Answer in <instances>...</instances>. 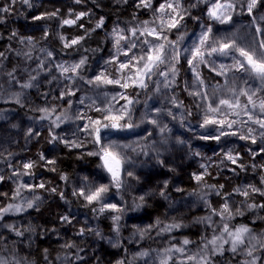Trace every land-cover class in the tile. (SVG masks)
Returning <instances> with one entry per match:
<instances>
[{
    "label": "trees",
    "instance_id": "16d2710c",
    "mask_svg": "<svg viewBox=\"0 0 264 264\" xmlns=\"http://www.w3.org/2000/svg\"><path fill=\"white\" fill-rule=\"evenodd\" d=\"M17 1L19 0H0V9H8L6 12L0 11V17L6 22L11 31L24 40L37 45L38 48L48 50L57 62H68L78 57L85 59L86 63L81 67V72L85 71V74L90 69L95 71L100 69L99 74L107 70L114 77H119V75L117 76L118 63L108 64V66L101 65V58L109 47L107 40L115 38L113 31L109 30L112 36L105 35V31L97 27V24L101 20L105 22V25L111 26L115 22L117 24L119 20L134 21L136 19V8L134 10L128 5L112 7L109 5V0H86L87 4L76 3L73 0H28L26 6L23 7L25 12L21 18L17 16L14 10ZM139 4L140 2L137 3V10L144 8L138 7ZM261 8L264 9V0H260L255 9V15L260 12ZM53 13L55 15H52ZM80 13H84V15L79 16ZM191 13H188L180 23L181 26L185 21H188L189 24L193 25L189 31L181 29L179 33L185 31V37L193 33L196 28V16H194L196 12L195 14ZM29 17L32 18L29 25H33V28L19 30V27H22L20 26V20L22 23L28 22L26 20ZM55 18H60L63 21L66 19L76 20V23L72 26H63L60 29V35L63 39L55 34ZM233 22L236 26L231 31L234 35L230 34V40L235 38L236 43L240 41L241 47H255L257 51H260L258 42L264 40V23L259 24L256 18H253L252 12L242 14L240 7L235 10ZM257 28L260 29L259 32L256 31ZM73 39L78 40L79 43L71 47H65V44L70 43ZM4 41L0 36V45L4 44ZM178 49L180 50V47ZM231 53L236 58L243 59L239 57V53L235 51ZM216 55L217 53H214L206 57L216 63ZM122 59L121 55L119 61L122 62ZM175 66L178 69V75L175 78V84H173L176 102L178 104L182 103L183 107L179 108H183L190 117H193V100L189 95L187 88L188 76L185 74L187 73V64L180 58L179 63ZM235 75L242 78L247 76L246 73L237 71ZM201 77L209 86L222 83V78L216 75L208 66H201ZM35 80L34 78L33 81ZM41 82L43 80L40 75L38 80L33 82L32 88L39 87ZM64 87V98L60 101L53 99L49 102V105L58 111L65 109L72 99L71 96L66 94L69 90L72 91L71 82H66ZM100 88L101 90L106 89L104 86H100ZM137 93V90L131 88L126 91L129 96H136ZM0 109L15 110L19 114L28 117L24 110L15 104L0 106ZM89 114L100 118L99 113L93 110L89 111ZM147 132L151 133L149 139H152L155 133L151 130L148 131V129ZM19 134L20 132L17 135H12L13 137L10 136L11 138L0 136V151L10 149L14 144H23L20 139H17ZM23 140H28L25 142L28 144L26 149L19 156L15 155L10 164L4 166L0 173V176L4 177L3 180H0V208L6 207L10 203L15 204L18 200L15 191L17 188L14 182L15 173L30 172L26 176L30 179V188L34 190L31 191L32 195L33 197L39 196L40 199L35 200V206L26 209L25 214L16 213L12 219L24 220L20 231L23 232L24 237L33 236L36 238L32 244L36 264H56L59 261H64V264H97L96 261L101 258L100 256H103L104 264H120V262L133 264L135 256H131L130 245L123 242L126 240H123V243L118 246V250L115 251L109 250L104 246L105 244L102 245L103 243L100 240L103 235L107 236L121 232L120 224L113 218L116 215L121 218L122 214L125 215V218L132 219L139 231L144 232L143 236L152 240L147 244L159 245V252H163L164 249L169 247L183 246L188 249L192 247L193 243H195L194 250H197L200 244L196 240V236H204L202 235L203 229H199L198 225V215L203 211L192 203V201L197 203L198 188L207 186L219 192L217 198H211L209 201V204L218 212L221 210L225 199L233 197L235 190L241 184V178L222 166L223 153H213L217 150V144L197 145L184 140V145L176 144L175 141L174 144H165L167 148L166 157H168L166 162L159 159L158 151H154L150 144H143L141 148L144 150L141 152L143 154L148 153L154 158V166H148L147 169H144L147 171V176L136 171V168L126 170V172L131 171L133 175H123L125 186L118 192L112 182L99 179L91 173V170L101 167L100 158L89 156L86 152L88 148L85 149L82 142H80L81 147L79 148L60 146L56 143V140H53L50 129L46 127L40 129L35 138ZM180 150L187 153L183 165L188 158L192 160L195 158L199 163L205 164L204 169L198 167L193 174L186 175H184V171L183 176L179 179L180 176L177 175L180 168L174 167L170 159ZM83 153L84 156L80 157L79 155ZM196 153H199V155H196ZM236 153L240 155L239 163L244 168H248L249 171L253 170L264 178V158L262 156L250 153L244 144L237 146ZM41 155L44 159H41ZM30 162L33 163L34 167L30 170L24 169L23 165ZM205 171H207V175H205ZM76 175L82 176L83 180L70 187L68 181H74ZM196 175H201L203 180L196 181ZM176 176L178 177L177 180ZM62 177H67V179H62ZM128 179L131 180V185L136 182L139 187L136 197L129 195V191L126 192ZM165 181H167L166 185ZM40 184H44V188H39L38 185ZM101 184L109 185V192L106 194L104 203L116 204L122 210L121 212L105 210L101 213L99 212L100 202L90 204L82 196L74 194L81 190L87 191V185L95 187ZM53 188L56 189L55 192L51 191ZM159 190L160 193L164 191V194H172L174 204L171 207L165 206L163 202L158 200ZM176 192L182 193L178 195ZM140 197H143V200ZM235 198L251 204H264V198L253 194L251 191L244 199ZM65 216L68 217V221L63 219ZM158 220L160 224L157 226ZM173 223H178L181 227L173 229L171 234L170 232L160 233L161 228ZM241 225L248 226L249 224L247 220H237L234 222L233 227L237 228ZM8 234L12 235L10 232ZM161 238H168L170 242L166 245L160 243ZM184 239H188L191 243L186 246L183 245ZM96 247L98 248L97 254H92ZM150 247L149 245L145 248L149 250ZM230 247L229 243L228 248L225 247L222 254L217 253L215 255H213V252H207L206 250V258L210 264H242L244 260L238 256L237 252L233 253ZM201 248L203 249L204 246L201 245ZM173 258L174 260L183 259L178 253L174 254Z\"/></svg>",
    "mask_w": 264,
    "mask_h": 264
},
{
    "label": "rangeland",
    "instance_id": "374dc122",
    "mask_svg": "<svg viewBox=\"0 0 264 264\" xmlns=\"http://www.w3.org/2000/svg\"><path fill=\"white\" fill-rule=\"evenodd\" d=\"M73 2H76V0H73ZM86 0H80V3H86ZM140 0H127L126 3L124 2H117V0H109V5L112 7H122V6H130L131 8H136V19L134 21H125V20H119L117 24L111 25H105V22L103 21V25L100 27V29H103L105 31V35H110L109 30L114 29H122L124 30V34L130 36V32L128 31L131 28H140L143 26V21H149L152 22L156 19L157 16H160L161 13L156 11L158 9L160 4L165 3V0H153L152 1V8H142L141 10H137V3H139ZM247 2L248 0H204V2H197L196 0H181V4L183 7L187 10L183 13L184 19L186 18L187 14L192 12L191 14H196V22H195V31L191 34H189L187 37H185V31H183L181 34L179 33L181 29L190 30L193 25L189 24L188 21L183 23V25L179 26L177 29H172L167 31V37L169 40L173 41H179L178 48L180 47L181 52V59L186 62L187 59V52L186 49L191 48V46L197 42L199 36L202 32H205L206 29L211 28L212 32L209 35V43H212L213 40H230V34L234 35V33H231L232 29L234 28L235 23L233 22V16L235 14V10L240 7L242 14H246L248 11L247 9ZM215 3H224L228 4L231 3L234 5V8L230 11V15L232 17L231 21L225 24H220L218 21L209 18V11L212 8V5ZM26 6V3L23 0L17 1L15 5V13L18 17L22 18V15H24L25 9L23 8ZM255 9L252 10L253 18H256V20L259 22V24L262 25L264 23V20H261L260 17L264 16V9H260L259 13L255 15ZM195 10V11H193ZM170 11V10H169ZM225 12V14H229L227 10H222ZM17 17V19H18ZM31 17H29L28 22L22 23L20 20V26L19 30H29L30 28H33V25H29V22L31 23ZM183 19V20H184ZM159 23L158 20H156L155 23H150V27H156V25ZM73 25V24H72ZM72 25H65L63 23V20L60 18L54 19V26H55V34L62 39L60 35V29L63 26H72ZM29 28V29H28ZM218 31V33H217ZM230 31V32H229ZM139 35V33H138ZM0 36L3 38L4 44L0 45V53H3V55H0V106H7L10 104H15L19 106L22 110H24V113L28 115L24 116V114H19L18 111L15 110H9V109H0V136H4L5 138H11L10 136L17 135L18 132L20 134L17 136V139H20L23 144H14V146L10 147V149H3V151H0V173L2 172L4 166H8L15 158V155L19 156L27 147V143H25L28 140L23 139H30L32 137H36L39 130L43 127L49 128L52 136L56 137V143L60 146H68L72 141H75L77 143L82 142L85 146V149L88 148L86 151L87 154L89 152H94L97 150L99 145H95L92 143V137L88 136L84 131L80 130L78 131V126L85 125L88 123V120H76L75 116L76 113H82L86 117H91L93 119H100L92 114L88 115V112L94 110V108L89 107L90 105H95L97 107L105 108L108 107L109 104H114L115 108H120L122 105L126 104V101H119L114 102L110 100L111 95L118 93V92H126L127 90L119 88L118 86L113 85H101L104 86L106 89L101 90L100 87H94L92 84L87 83L88 80H94L96 75L99 74L100 69H97L96 71L94 69H90L85 74V71L81 72V68L78 70V73H62L56 66L63 64L66 67H70L73 64H77L81 59V57L69 60L68 62H57L54 60L52 55H48L50 53L48 50H45L44 48H38L37 45L24 40L20 36H18L16 33L11 31L9 29V26L6 24V22L0 17ZM183 37L182 40L179 39V37ZM144 37L140 36L139 40L136 41L137 48L132 49V53L139 55V43L140 40H143ZM148 39H152V37H148ZM109 47L104 52L101 60L102 66H108L107 61H113L116 59V48H115V38L110 40H107ZM123 43V42H122ZM237 44L240 45V41L237 42ZM123 51H128L127 47L125 46L123 48ZM234 55L233 53H230L229 55H220L217 53L216 55V70H213V62L210 61L207 57L208 63L206 64H200L198 67V71L200 73L201 77V66H208L209 69H211L216 75H218L219 72V65L223 64L226 66V75H218L222 78V83L215 86H209L204 82L203 89H206L209 93L207 100L209 102L213 101L215 97H213L212 92L213 89L219 87V90L216 92V97H223V98H231V94L227 91L228 87L235 88L237 92L240 91V89H256L257 95L254 96V99H257L258 97H264V91H259L261 88L260 81L258 79H252L248 77V74L246 77H236V71L233 69L229 71L228 69L231 68V66L234 63ZM122 62H126L128 60V57H125L122 55ZM236 58V57H235ZM238 59V58H237ZM134 63V62H133ZM100 65V66H101ZM187 73H185L187 78V88L189 92L197 91V90H203L201 89V86L194 83V73L191 71L189 65L187 64ZM135 69L133 68L132 71ZM27 71V72H26ZM131 75V72L128 70H117V76L121 75ZM244 73V72H243ZM85 74V75H84ZM42 76L43 82H41V85L37 88H23L22 85L25 83H28L31 81V84L33 82H36L38 80V76ZM72 76L73 79H67V76ZM33 78L36 80L33 81ZM68 80V81H66ZM33 81V82H32ZM156 81H163V77L160 76H153L149 81V87L147 89H139V88H131L134 90H137L138 95L129 96L134 100L133 105H130L132 108V123L134 125H139L138 127H135L133 129L116 132L113 131L111 133L110 139L117 141L120 144H129L133 145L137 148V151L133 152L131 149L126 150L124 155L127 157H130V163H125L124 168L125 172L126 170L134 169L136 168V171L142 172L145 176H147V171L144 169H147L148 166H154V158L148 154H143L139 149L143 146V144H150L154 149V151H158L159 159L163 162L167 161L166 155V145L165 144H174V141L176 144H182L184 145V141L192 142L197 145H212L217 144L215 151L213 153H218L222 155L221 164L224 168H226L228 171L232 172L235 176L241 178V184L237 189H240V192H237L235 190L234 196L225 199L223 206L221 207V210L223 209L225 203L228 204L229 209L231 210V218H228V214L225 213L224 215H220L221 210L216 212L214 211V207L209 204V201L211 198H217L219 196V192L215 190L212 187L207 186H200L197 190L198 198H196L197 203L193 202L199 209H201L203 212L199 213L198 215V225L199 229H203L201 237L200 235L196 236V240L200 244V247H198L197 250L195 249V243L192 244L191 248L186 249L187 252L193 253V252H199L202 248L201 245H205L207 241H210L214 236H220L223 232V225L227 224L230 231H234L236 228H234V222L237 220H247L248 221V228L251 230L249 234L245 235V243L241 245L237 249L238 256H240L244 261L242 264H246V262L252 261L253 258L256 259V264H264V247H262V244H264V211L263 208L255 207L250 208L249 205H252L251 203L242 202L235 197L243 198L244 195L241 193L247 189L249 192L251 191V187L259 188L262 192H264V180H262V177L254 172L253 170L249 171L248 168H244L241 163H239L240 155L236 153L237 146L240 144H244L245 147L248 149L250 153L259 154L264 158V144L261 143L258 133L261 131L259 129L258 125L253 124L251 121H248L247 116L241 114L239 117L229 115L227 118L229 120H243L247 122V126L244 127L237 123L234 125L231 129L225 128L224 131L227 132H236L237 135H229L225 137H221L219 141L213 140V139H202L204 136H208L210 133L212 135H216V128L218 126H212L209 125L208 127H201L203 118H204V112L206 108V103L204 100H202L200 97H195L191 95V98L193 100L192 107H193V117H190V115L183 109L179 108L176 105L171 103V98H176V93L174 91L173 85L169 88L160 87V90L156 91ZM38 82V81H37ZM66 82H71L72 84V91H75V95L71 96L72 99L70 102H68V105L63 110H55L52 111L53 108L49 105V102L53 99L60 101L64 98L65 93V87L64 84ZM123 82V81H122ZM227 82V83H226ZM107 92L109 95V100L107 102L104 101L103 93ZM251 94V93H250ZM41 97V98H39ZM17 100H19V103H17ZM80 100H83L84 102L81 104ZM239 100L241 104H244L247 102V98L244 96H240ZM178 104V103H177ZM213 106H216L215 104ZM62 107V106H61ZM47 108L49 109V113L51 116V119H42L44 117V112L41 111V109ZM157 109H160L159 114L157 113ZM96 112V111H95ZM168 112H171L172 115H167ZM183 114V115H182ZM65 116L69 117V119L62 120V122L59 123V127H56V125L53 123V121L56 120L57 116ZM209 118L213 119H223L224 115L223 113L214 114V113H208ZM254 115L259 116L260 113L257 111L254 113ZM175 117V119L173 118ZM264 118V117H262ZM152 119H158V125L159 127L166 126L169 131H166L164 133H161L159 131V127L157 125H153L149 123ZM161 124H160V122ZM251 127L255 129L252 135H255L257 138V142L253 144L251 140H241L240 134L247 135V128ZM153 131L155 134L152 139H149L151 133L147 132ZM147 132V133H146ZM81 135V136H80ZM180 135V136H176ZM12 136V137H13ZM63 139H59V138ZM74 137V138H73ZM80 139V140H79ZM107 139V138H106ZM184 140V141H183ZM182 141V143H181ZM85 142V144H84ZM179 149V148H178ZM200 149V148H199ZM199 151V150H198ZM231 151L234 156H236L237 163L233 164L231 161L227 160L225 157V153ZM85 152V153H86ZM169 152V151H168ZM200 152V151H199ZM80 157L84 156L83 154L79 155ZM94 157L93 155H89ZM166 158H165V157ZM187 156V153H183L181 150L177 152L175 156H173L170 159L171 164L174 167H178L180 169L177 176H180L179 179L184 174H193L196 168L204 169V167H201V165H204V163H199L194 160L189 159L184 163V157ZM102 161L100 160V164ZM143 167V168H141ZM251 168H253L250 165ZM181 171V173H180ZM264 172V170H263ZM91 173L95 176H97L99 179H105L111 181V178L109 174L103 170L101 167L98 169L91 170ZM135 173V172H134ZM14 182L16 186H18L21 183H26L29 185L30 188V179L26 175H18L15 173ZM180 174V175H179ZM141 175V174H140ZM176 176V180L177 177ZM74 181H68V185L72 187L75 183L77 184L82 179V176L76 175L73 179ZM122 180V186L117 189L116 191L120 192L122 187L125 186L124 176L121 177ZM113 184V183H112ZM31 189V188H30ZM158 190V189H157ZM129 191V195L137 196L139 187L135 183L131 185V180H127V188L126 192ZM252 192V191H251ZM159 197L158 200L163 202L165 206H172L173 203V197L172 194H164L161 195L160 190L158 191ZM178 195L182 192H176ZM253 194H256L257 196H262L259 192H252ZM150 195V194H148ZM24 198H27L28 200H33L35 203V200L33 199L32 192L28 189H21V195L18 197V200H16L15 204H24ZM254 204V203H253ZM256 205V204H255ZM35 206V204H34ZM26 209L29 208L25 207V210L19 212L20 214H25ZM142 210V209H141ZM242 212L243 215L237 214V212ZM16 215V213H9L5 216L3 221H0V225L3 224H12L14 225L18 230H21L22 224L24 223V220H18V219H12ZM211 216V220H206V217ZM127 218V217H126ZM125 218V215L122 214V217L118 221L120 224L121 232H118L117 234L112 235H103L101 236L100 240L102 241V245L107 247L111 251L118 250V246L120 243L127 242L130 245L131 250V256H135V262L133 264H154V257L157 252H159V245L158 244H147L151 242L152 240L149 237L140 236L139 229L136 227L134 222H132V219ZM114 219V218H113ZM115 220V219H114ZM197 224V223H194ZM199 231V230H198ZM8 232H10L12 235H9ZM204 232V233H203ZM138 234V235H137ZM171 234V232H170ZM198 234V232H197ZM12 236V237H11ZM173 237V236H172ZM251 237H255L256 239H251ZM33 236L24 237L17 236L15 233L12 232L11 229L0 227V254L8 257L11 259L13 256L16 259L20 260V264H31L32 261L35 262V256L32 251V244L33 240H35ZM172 239V238H171ZM224 239H228V234L224 233ZM126 240V241H123ZM123 241V242H122ZM170 242L167 239L161 238L160 243H164L165 245ZM221 241H217V244H220ZM151 246L149 250H147L146 246ZM194 245V246H193ZM255 245V248L253 250V256L247 255V250L249 248H252V246ZM229 244H224L223 248L225 250V247L228 248ZM129 247V246H128ZM215 249L214 245H209L207 252H213ZM98 248L92 252V254H97ZM141 251H148L152 255L145 258H140L138 253ZM101 258H98L96 263L101 264L103 263V256H100ZM47 264V263H46ZM56 264H64V261H59ZM104 264V263H103Z\"/></svg>",
    "mask_w": 264,
    "mask_h": 264
},
{
    "label": "snow or ice",
    "instance_id": "6c2138e0",
    "mask_svg": "<svg viewBox=\"0 0 264 264\" xmlns=\"http://www.w3.org/2000/svg\"><path fill=\"white\" fill-rule=\"evenodd\" d=\"M25 3H28V0H24ZM80 0H76V3H79ZM117 2L126 3L127 0H117ZM197 2H204V0H197ZM260 3V0H248L247 9L249 13L252 12L254 8ZM138 7L144 8H152V0H140V4ZM234 8V5L231 3H215L212 5L211 10L208 15L209 18L218 21L220 24H225L231 21L232 17L230 15V11ZM170 10V11H169ZM227 10L229 14H225L224 11ZM0 11H8V9H0ZM160 16H157L156 19L152 22L143 21V26L140 28H131L128 31L130 32V36L124 34V30L122 29H114L113 36L115 37V48H116V60L115 61H107L109 65L118 63V71L120 70H128L131 72V75H124L123 73L119 77H114L111 73L104 71L100 74L96 75L94 80H88L87 83L92 84L94 87H100L101 85H113L118 86L122 89H130V88H139V89H147L149 87L148 81L153 76L163 77V81H156V91L160 90V87L169 88L173 84H175V78L178 75V69L176 68V64L179 63L181 58V52L178 49L177 45L179 41L169 40L167 37V31L172 29H177L180 26L181 21L184 19L183 13L187 11L183 5L181 4V0H165V3L160 4L158 9H156ZM52 15H55L53 13ZM84 13H80L79 16H83ZM77 17V19L79 18ZM39 19V18H38ZM261 20H264V16L260 17ZM156 20L159 23L156 27H150V23H155ZM65 25H72L76 23V20L66 19L63 21ZM103 25V20H101L97 27H101ZM257 32L260 31L259 28L256 29ZM212 32L211 28L206 29L205 32H202L199 36L197 42H195L191 48L186 49L187 59L186 62L189 65L191 71L194 73V83L201 86L203 89L204 81L200 78V73L198 71V67L200 64L208 63L206 56H211L214 53H218L220 55H229L231 52L235 51L239 53V57L243 59H237L234 57V63L228 70H235L237 72H244L248 74L249 78L258 79L261 84V88L259 91H264V40H260L258 42V49L255 47H241L239 44L235 42V38L231 41L227 40H213L212 43H209V34ZM139 33V35H138ZM140 36H143L144 39L140 40L139 43V55L132 53V49L137 48L136 41L139 40ZM148 37H152V39H148ZM63 39V38H62ZM180 40L183 37H179ZM123 42V43H122ZM78 40H71L70 43H66L65 47H71L72 45L78 44ZM127 47L128 51H123L124 47ZM3 55V53H0ZM50 56L51 53H48ZM123 55L128 57L126 62H120L119 57ZM134 62V63H133ZM86 63L85 59H81L77 64H73L70 67H66L63 64L57 65L56 67L62 73H78V70ZM219 72L218 75H226V66L221 64L218 66ZM135 69L132 71V69ZM213 70H216L215 62H213ZM67 79H73L72 76H67ZM34 79V78H33ZM123 81V82H122ZM227 83V82H226ZM23 88L32 87L31 81L22 85ZM220 86L213 89L212 95L215 99L211 102L207 100L209 95L206 89L197 90L193 92H189V95L200 97L206 103V108L204 112V118L201 124V127H208L209 125L218 126L215 130L217 132L216 135H212L211 133L208 136L202 137V139H213L219 141L221 137L229 136V135H237L236 132H227L224 131L225 128L231 129L234 125L239 123L240 125L246 127L247 122L240 120L237 121L235 119L229 120L227 117L229 115L239 117L241 114L247 116L248 121H251L253 124L258 125L259 131L258 136L262 144H264V97H258L254 99L253 97L257 95L256 89H240L239 92L235 90V88L228 87L227 91L231 94V98H223L216 97V92L219 90ZM251 93V94H250ZM69 96H74L75 91L69 90L67 93ZM104 101L107 102L109 100V95L107 92L103 93ZM138 95V93H137ZM244 96L247 98V102L241 104L239 97ZM111 101L119 102L121 100L126 101L127 103L122 105L120 108H115L114 104H109L108 107L101 108L97 107L94 104L89 107L94 108V110L99 113L100 119H93L91 117H86L84 114L77 112L75 119L76 120H88V123L85 125L78 126V131H84L88 136L92 137V143L95 145H99L96 151L89 152L88 155L97 156L102 161L101 168L105 170L113 183V186L119 189L122 186V175L132 176L133 173L131 171L125 172L124 165L125 163H130V160L126 159V155L124 153L126 150L131 149L133 152L137 151V148L133 145L129 144H120L117 141L111 140L110 136L113 131L121 132L129 129H133L138 127L139 125H134L132 123V108L130 105H133L134 100L126 94V92H118L110 97ZM84 101L80 100L82 104ZM19 103V100H17ZM171 103L176 105L177 107H183V104H177L175 97L171 98ZM216 106H213V105ZM44 112V117L42 119H51L49 109L44 108L41 109ZM53 112L55 109L52 110ZM159 114L160 109L156 110ZM259 112L260 115H254L255 112ZM208 113L219 114L223 113V119H213L209 118ZM167 115L171 116L172 113L168 112ZM183 115V114H182ZM175 119V117H173ZM69 119V117L65 116H57L56 120L53 123L56 127H59L58 122H62V120ZM149 123L153 125H158V119H152ZM159 131L164 133L169 131L166 126L159 127ZM255 129L248 127L247 135L240 134L241 140H251L253 144L257 142V138L255 135H252ZM107 138V139H106ZM57 139L53 137V140ZM59 139H63L62 137ZM182 143V141H181ZM68 146L79 148L81 147L80 143L72 141ZM143 151V148L139 149ZM199 155V153H196ZM227 160L231 161L233 164L237 163V157L232 154L231 151L225 153V157ZM41 159H44L43 155H41ZM162 163V162H161ZM33 163H26L23 165L24 169L30 170L33 168ZM201 167H205L201 165ZM30 172L18 174V175H27ZM205 175H207V171H205ZM4 177L0 176V180H3ZM62 179H67V177H62ZM196 181L200 182L203 180L201 175L195 176ZM264 180V178H262ZM167 181H165V185ZM39 188H44V184L38 185ZM87 191L81 190L79 192L74 193L75 195L82 196L86 201L90 204L94 202H100L99 212L103 213L105 210H112L117 213L122 210L117 207L116 204L113 203H104V199L106 194L109 192V185H98L92 187L91 185L86 186ZM21 189H28L30 191H34L29 188V185L26 183H21L16 188V197L21 195ZM178 191L180 189H177ZM51 191L55 192L56 189H51ZM237 192H240V189H236ZM252 192H259L262 196H264V192H262L259 188L251 187ZM245 197L249 195V191L245 189L242 193ZM163 195V192L161 193ZM15 199V197H14ZM36 199H39L36 197ZM143 200V197H140ZM26 208H33L34 201L28 200L24 198V204H8L6 207L0 208V221H3L5 216L9 213H19ZM250 208L260 207L264 208V204L262 205H249ZM215 211V210H214ZM228 214V218H231V210L227 203H225L223 209L221 210L220 215ZM239 215H243L242 212H237ZM65 221H68V217L65 216L63 218ZM116 221L120 220V216L116 215L114 217ZM206 220H211V216L206 217ZM160 224V221H157V226ZM0 227H5L11 229L16 233L17 236H22L23 232L18 230L14 225L11 224H3ZM152 227V226H149ZM181 225L178 223H173L164 226L160 229V233L171 232L173 229L180 228ZM27 231V229H26ZM250 229L247 226L241 225L237 227L234 231H230L227 224L223 225V232L220 236H214L210 241L205 243L204 248L199 252L190 253L187 252L185 247H169L163 250V252H157L154 257V264H210L209 260L206 258V250L209 245H214L215 249L213 251V255L220 253L222 254L224 251L223 245L229 244L231 245L230 250L235 253L237 249L245 243V235L250 233ZM224 233L228 234V239H224ZM159 234V233H158ZM141 236L144 235V232L140 233ZM251 239H256L255 237H251ZM221 241L220 244H217V241ZM183 245H189L191 242L188 239L183 240ZM264 247V244H262ZM255 245L252 248L247 250L248 256H253V250ZM180 254L183 259L174 260V254ZM140 258L149 257L152 254L148 251H141L138 253ZM0 264H16L15 257L13 256L11 259L0 254ZM123 264V262H120ZM246 264H256V259L253 258L252 261L246 262Z\"/></svg>",
    "mask_w": 264,
    "mask_h": 264
},
{
    "label": "clouds",
    "instance_id": "9594fccd",
    "mask_svg": "<svg viewBox=\"0 0 264 264\" xmlns=\"http://www.w3.org/2000/svg\"><path fill=\"white\" fill-rule=\"evenodd\" d=\"M126 159H127V160H130V157H127V156H126ZM36 197H38V198L40 199L39 196H35L33 199L38 201L39 199H36ZM11 225H12V224H11ZM16 264H20V260H19V259H16ZM31 264H35V262L32 261Z\"/></svg>",
    "mask_w": 264,
    "mask_h": 264
}]
</instances>
